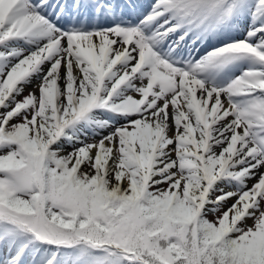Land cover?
<instances>
[{
	"label": "snow or ice",
	"instance_id": "6c2138e0",
	"mask_svg": "<svg viewBox=\"0 0 264 264\" xmlns=\"http://www.w3.org/2000/svg\"><path fill=\"white\" fill-rule=\"evenodd\" d=\"M139 7L0 0V264H264V0Z\"/></svg>",
	"mask_w": 264,
	"mask_h": 264
},
{
	"label": "bare ground",
	"instance_id": "6f19581e",
	"mask_svg": "<svg viewBox=\"0 0 264 264\" xmlns=\"http://www.w3.org/2000/svg\"><path fill=\"white\" fill-rule=\"evenodd\" d=\"M152 2H153V0H151L150 4H151ZM86 169H87V167H86ZM87 170H88V169H87ZM251 183H252V181L249 182L250 185H251ZM226 190H231V189H226ZM232 202H233V201L230 200L228 203L231 204ZM226 207H227V206H226Z\"/></svg>",
	"mask_w": 264,
	"mask_h": 264
},
{
	"label": "rangeland",
	"instance_id": "374dc122",
	"mask_svg": "<svg viewBox=\"0 0 264 264\" xmlns=\"http://www.w3.org/2000/svg\"><path fill=\"white\" fill-rule=\"evenodd\" d=\"M26 90H28V89H26ZM26 92V91H25ZM83 170H85V171H87V169H86V167L83 169ZM233 201V200H232ZM212 219V218H211ZM249 222H250V220H247V224L249 225Z\"/></svg>",
	"mask_w": 264,
	"mask_h": 264
}]
</instances>
